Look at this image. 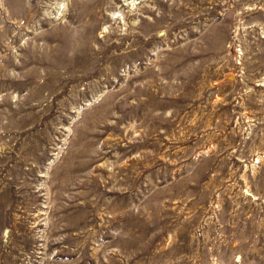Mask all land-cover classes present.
<instances>
[{"label": "rangeland", "instance_id": "374dc122", "mask_svg": "<svg viewBox=\"0 0 264 264\" xmlns=\"http://www.w3.org/2000/svg\"><path fill=\"white\" fill-rule=\"evenodd\" d=\"M0 264H264V0H0Z\"/></svg>", "mask_w": 264, "mask_h": 264}]
</instances>
